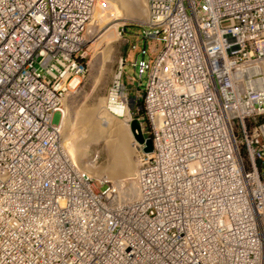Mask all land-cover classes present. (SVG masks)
<instances>
[{
    "label": "built area",
    "instance_id": "2783aa9c",
    "mask_svg": "<svg viewBox=\"0 0 264 264\" xmlns=\"http://www.w3.org/2000/svg\"><path fill=\"white\" fill-rule=\"evenodd\" d=\"M97 1L0 0V264H264V0H143L159 46L130 64L139 93L120 60L106 108L151 151L120 183L54 123Z\"/></svg>",
    "mask_w": 264,
    "mask_h": 264
},
{
    "label": "bare ground",
    "instance_id": "6f19581e",
    "mask_svg": "<svg viewBox=\"0 0 264 264\" xmlns=\"http://www.w3.org/2000/svg\"><path fill=\"white\" fill-rule=\"evenodd\" d=\"M106 1L107 4L104 7L100 6L101 4L98 1L96 2L91 22L86 29V35H88L89 40H93L100 34L97 38L98 41L100 40L99 43L104 42V48L109 49L108 46L118 39V23L110 26L107 30L103 29L105 24L115 21L121 15H129L130 12H133V15L138 20L146 23V15L143 0ZM95 22H97V26L92 28L91 25ZM99 24L100 26H98ZM117 77L118 74L115 75V80ZM76 83L75 79L70 86H74ZM101 103L95 108L79 109L76 117L77 123H75L77 124L76 133L72 136H68V117L66 116L68 112L62 109L60 115L54 116V123L60 132L62 142L67 147L74 162L80 164L82 162L80 160L85 156L89 145L95 144L100 140L106 154V165L103 167L100 165L102 167L100 168L99 165H91L86 162L88 167L85 165V170L95 178L104 175L114 182H127L135 171L133 168L136 167L134 141L129 129L131 115L129 116L127 108L121 106H113L116 110L109 109L113 113L111 115L107 109L103 108ZM65 108L67 110V107ZM119 118L123 120H119ZM133 121L140 128V133H142L140 122L135 121V119ZM101 124L105 125L106 129L102 128ZM131 170L133 171L131 172Z\"/></svg>",
    "mask_w": 264,
    "mask_h": 264
},
{
    "label": "rangeland",
    "instance_id": "374dc122",
    "mask_svg": "<svg viewBox=\"0 0 264 264\" xmlns=\"http://www.w3.org/2000/svg\"><path fill=\"white\" fill-rule=\"evenodd\" d=\"M117 23L118 39L108 46L109 49L104 48V42L99 43L100 40L98 41L97 38L100 34L93 40H89L88 35H85L84 37L85 42L83 43L80 52V61L84 67V72L76 78L74 77L75 79H77V83L74 85L75 88H69L68 93H66L65 95L62 108L64 111L68 112V114L66 113V116L68 117V136H72L76 133L77 124L75 123H77L76 117L79 109L95 108L101 102V104H103V108L107 109L106 92L111 87V84H113V82L115 81L114 78L118 70L120 60H125L124 66L121 69L120 80L122 85H124L126 89L131 90L132 92L130 93H139L141 90V87L136 86L137 68L133 70L130 64L136 61V65H138L140 61L146 62L148 60H151L153 58V55L152 53H150V48H156L157 46H159V44L153 41L146 40L144 42L143 40H140L138 36L140 35L142 25L145 22H141L140 20H138L136 16L133 15V12H130L129 15H121L115 21L105 24L103 26V29L107 30V28H110V26ZM91 26L92 28H95L94 26H97V22L93 23V25ZM98 26H100V24ZM131 44H134L136 47L135 51L133 52L129 51V46ZM143 48L145 54L142 55L141 51ZM128 79H130V81ZM140 80L143 84L144 78L142 77ZM71 82H69L68 84H70ZM132 102L133 103L131 104L132 108L130 109V113L132 112L133 114H135L137 112L136 110L140 108L141 104L139 102V99L133 100ZM65 107H67V110ZM111 108L112 110H116V108H114L113 106L109 109ZM107 111L109 114L113 115L110 110L107 109ZM138 114L141 113L139 112ZM130 117L131 121H133L134 118L132 116ZM119 120L123 119L119 118ZM143 125L145 128V123H143L142 126ZM101 127L106 129V126H103V124H101ZM80 162L83 167H85V165L86 167H88L87 163L91 165H101L102 167L106 165V154L100 140H98L95 144L89 145L85 156L80 160ZM101 166L100 168H102ZM134 169L135 167L133 168V170ZM133 170H131V172Z\"/></svg>",
    "mask_w": 264,
    "mask_h": 264
},
{
    "label": "water",
    "instance_id": "95a60500",
    "mask_svg": "<svg viewBox=\"0 0 264 264\" xmlns=\"http://www.w3.org/2000/svg\"><path fill=\"white\" fill-rule=\"evenodd\" d=\"M129 129L132 133V137L134 141L138 144H143L142 151L144 153H149L151 151V143L148 138H143L142 134L140 133V128L135 124L134 121L129 123Z\"/></svg>",
    "mask_w": 264,
    "mask_h": 264
}]
</instances>
